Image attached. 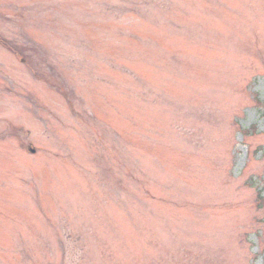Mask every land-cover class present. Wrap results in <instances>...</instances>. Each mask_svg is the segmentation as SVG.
Instances as JSON below:
<instances>
[{
    "label": "rangeland",
    "instance_id": "rangeland-1",
    "mask_svg": "<svg viewBox=\"0 0 264 264\" xmlns=\"http://www.w3.org/2000/svg\"><path fill=\"white\" fill-rule=\"evenodd\" d=\"M0 264H264V0H0Z\"/></svg>",
    "mask_w": 264,
    "mask_h": 264
},
{
    "label": "water",
    "instance_id": "water-1",
    "mask_svg": "<svg viewBox=\"0 0 264 264\" xmlns=\"http://www.w3.org/2000/svg\"><path fill=\"white\" fill-rule=\"evenodd\" d=\"M35 151H33V153H34Z\"/></svg>",
    "mask_w": 264,
    "mask_h": 264
}]
</instances>
